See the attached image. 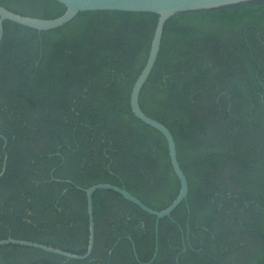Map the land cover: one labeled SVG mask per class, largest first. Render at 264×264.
<instances>
[{
  "label": "trees",
  "instance_id": "trees-1",
  "mask_svg": "<svg viewBox=\"0 0 264 264\" xmlns=\"http://www.w3.org/2000/svg\"><path fill=\"white\" fill-rule=\"evenodd\" d=\"M0 5L39 19L66 12L56 0ZM158 19L92 11L48 32L4 22L0 241L84 255L86 189L115 185L156 211L178 197L166 138L130 102ZM140 105L172 132L189 183L158 238L156 217L99 190L88 259L8 245L0 264H146L157 244L151 264H264V0L170 18Z\"/></svg>",
  "mask_w": 264,
  "mask_h": 264
},
{
  "label": "water",
  "instance_id": "water-1",
  "mask_svg": "<svg viewBox=\"0 0 264 264\" xmlns=\"http://www.w3.org/2000/svg\"><path fill=\"white\" fill-rule=\"evenodd\" d=\"M66 7V12L57 19H39L26 17L16 14L2 5H0V44L4 37V22L10 21L33 29L39 32L53 31L62 28L72 22L80 13L92 11H119L129 13H152L159 16L155 34L153 37L150 55L144 70L135 82L131 93V108L133 114L146 125L156 129L164 135L168 142L169 155L173 170L181 183V189L178 197L167 208L162 211H156L143 204L137 197L132 195L126 189L111 184H98L85 190L88 200L89 213V245L84 255H76L68 253L58 248H54L39 243L24 240L6 239L0 241V247L8 245H19L42 250L51 254H55L67 259L86 260L94 250L95 246V216H94V193L99 190H109L122 195L126 200L138 206L146 213L156 217V239L158 238V230L160 220L171 217L172 213L188 199L189 183L182 170L177 154V144L172 132L161 122L147 116L140 105V96L142 89L148 82L154 67L156 65L167 21L183 13H193L202 11H211L215 9L236 6L258 0H56ZM5 167L1 176L4 174ZM158 254V244L156 245L155 254L150 263L154 262ZM149 263V264H150Z\"/></svg>",
  "mask_w": 264,
  "mask_h": 264
},
{
  "label": "rangeland",
  "instance_id": "rangeland-1",
  "mask_svg": "<svg viewBox=\"0 0 264 264\" xmlns=\"http://www.w3.org/2000/svg\"><path fill=\"white\" fill-rule=\"evenodd\" d=\"M210 26L212 27V29H214V26H212L211 24H210ZM218 35L220 34V33H217Z\"/></svg>",
  "mask_w": 264,
  "mask_h": 264
},
{
  "label": "flooded vegetation",
  "instance_id": "flooded-vegetation-1",
  "mask_svg": "<svg viewBox=\"0 0 264 264\" xmlns=\"http://www.w3.org/2000/svg\"><path fill=\"white\" fill-rule=\"evenodd\" d=\"M160 221H161V220H160ZM155 226H156V224H155ZM154 254H155V253H154ZM153 257H154V256H153ZM154 261H155V260H154ZM150 262H151V261H150ZM150 262H149V263H150ZM149 263H146V264H149ZM152 263H153V262H152ZM150 264H151V263H150Z\"/></svg>",
  "mask_w": 264,
  "mask_h": 264
}]
</instances>
